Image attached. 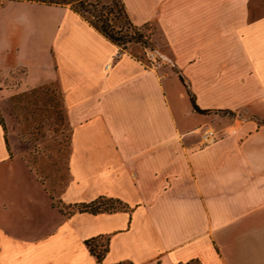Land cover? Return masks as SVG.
Here are the masks:
<instances>
[{"label": "crops", "instance_id": "1", "mask_svg": "<svg viewBox=\"0 0 264 264\" xmlns=\"http://www.w3.org/2000/svg\"><path fill=\"white\" fill-rule=\"evenodd\" d=\"M120 1L158 63L68 3L0 0V101L56 82L70 126L59 204L0 122V264H97L96 236L100 264H264V0ZM100 195L124 207L64 208Z\"/></svg>", "mask_w": 264, "mask_h": 264}, {"label": "rangeland", "instance_id": "2", "mask_svg": "<svg viewBox=\"0 0 264 264\" xmlns=\"http://www.w3.org/2000/svg\"><path fill=\"white\" fill-rule=\"evenodd\" d=\"M93 9L96 0H88ZM104 5V6H101ZM106 15L116 28L125 29L128 25L127 16L120 0H98L96 5ZM85 14L92 20L91 12ZM147 34L145 43L129 41L121 43L131 53L147 61L146 48H156L163 42L162 37H150L157 33L155 23L139 26ZM9 86H15L7 81ZM226 119L237 115L236 111H220ZM0 117L4 126L7 142L15 150L41 180L49 193L59 203V194L68 178L67 156L70 145V126L67 121L61 90L56 82L45 83L34 87L22 88L8 94L0 101ZM215 130V126H209ZM60 204V203H59ZM113 205H119L114 202ZM66 211L76 210L77 204L66 206ZM99 243H105V237L99 238ZM117 264H133L122 261Z\"/></svg>", "mask_w": 264, "mask_h": 264}, {"label": "trees", "instance_id": "3", "mask_svg": "<svg viewBox=\"0 0 264 264\" xmlns=\"http://www.w3.org/2000/svg\"><path fill=\"white\" fill-rule=\"evenodd\" d=\"M35 1H41L45 3H59V4L68 3L72 8L79 11L86 19L89 20V22H91L95 27H97L109 39H111L112 41L116 42L119 45H121V43L129 42V41L145 43V45H147L148 42L147 34L144 33L138 25L132 23V21L129 19L127 14H126L127 23H128L127 27L125 29H122V27L116 28L114 23L109 21L108 17L104 15L100 9L96 8V5L98 4V0H96L93 9H91L89 6V5H93V3L88 0H35ZM86 11L91 12V14L96 18L94 20L90 19L85 14ZM191 100L193 103V107L196 110L204 111V109L198 107V105L194 102L192 95H191ZM224 111H231V110H224ZM0 122L2 123L1 117H0ZM114 202L119 203V205H113ZM121 207H124V204L119 199L105 195H100L90 201H82L80 203H77L76 209L80 211L86 210L91 212H97L101 210H114ZM101 237L103 236H96L86 240L91 252L96 256L97 264H100V261L105 251L107 250V245H108V237H105V243L103 244V246L102 243H99V238Z\"/></svg>", "mask_w": 264, "mask_h": 264}, {"label": "built area", "instance_id": "4", "mask_svg": "<svg viewBox=\"0 0 264 264\" xmlns=\"http://www.w3.org/2000/svg\"><path fill=\"white\" fill-rule=\"evenodd\" d=\"M146 58L151 63H158L160 61L159 56L150 47L146 48ZM219 135H220L219 131L211 127H206L201 131V138H202V142L204 143L216 139Z\"/></svg>", "mask_w": 264, "mask_h": 264}]
</instances>
